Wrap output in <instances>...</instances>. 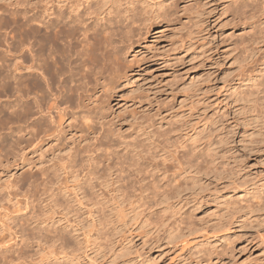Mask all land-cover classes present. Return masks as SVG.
Masks as SVG:
<instances>
[{
  "label": "bare ground",
  "instance_id": "1",
  "mask_svg": "<svg viewBox=\"0 0 264 264\" xmlns=\"http://www.w3.org/2000/svg\"><path fill=\"white\" fill-rule=\"evenodd\" d=\"M259 1L252 0V3L254 2L253 4L257 6ZM235 3H237V8H234L235 13L240 18L243 29L245 26L254 28L255 13L252 11L248 13L250 9L254 10V5L248 4V0H236ZM40 4V7L29 4L23 9L24 11H20L19 7L13 5L2 9L0 7L3 10L2 13L12 15L10 17L8 14H5L6 16L0 14V20L2 19L0 22L4 19V22L12 21L10 23L15 24L6 32L8 37L0 35V95L11 97L8 100L10 104H6L9 105L7 108L2 103L3 106L0 104V120H7L14 125L9 133L11 137L14 136L12 137L14 142H12L15 145V151H12L13 148L10 149L14 152L12 154L14 169L22 165L27 167L25 175L23 174L25 178L22 179L31 188L41 191L42 201L60 208L61 214L67 217L68 225L60 224L62 218L55 222L52 221L53 218H44L37 227L38 235L29 237L27 234L26 237L23 227L15 232L16 235L18 232L21 233V242L35 239L43 246L41 260L44 264H77L79 253L83 250L88 252L86 255H89V264H149L150 260L152 264L154 260L149 258V252L152 246L159 243L161 239L162 242L165 240L168 245L172 244L177 248L183 246L182 249H184V246L188 245L187 242L190 244L189 237L198 230L193 226L194 222L188 220L189 217L183 216L182 210L185 206L184 201L188 198V191L195 190L198 185L202 186L199 182L203 181L201 175L210 174L211 171L214 173L218 168L216 164L220 161L217 163V159L214 160L213 157L208 159L210 155L207 152L210 151L211 156L214 154L210 150L212 149L210 148L211 143L209 142L206 146H201L202 144L199 145V143L194 144L197 140L194 136L197 135L198 130L193 136L195 138L192 140L193 143H189L193 134L190 133V140L186 139V135L183 137L181 133L182 126H185H180V129L177 127L184 122H180L176 128L171 125L163 127L158 117H161V105L165 104L163 101L159 103L161 99L157 101L155 97H152L155 104L153 102L149 104L153 106L151 109L154 112L147 116V113L143 115V112L147 110H142L141 117H138L135 138L129 141L125 139L116 141L117 145L114 147L117 148L112 150L106 149L107 147L104 150L102 147L112 135L110 125H108L111 120L107 112L109 111L107 100L114 98L112 95L118 92L116 90L121 85L123 87V83L126 86L128 82L125 85V80L132 75L133 71H136L129 69L130 67L126 64L129 61L128 55L134 53L135 50L141 51L139 47L142 45V39L152 33L162 32L164 29L160 28V24L163 22L164 25L170 20L175 21L174 17L177 16L175 13L178 14V12L173 11L175 8L172 9L173 5H169L167 0H40ZM262 4L259 6H263ZM185 5L183 8L186 10L188 6L185 7ZM189 5L191 6L190 3ZM196 5L197 3L193 6L196 7ZM195 7L193 8L197 9V12L199 9L202 10L200 7L199 9ZM262 8L264 10V7ZM194 9L192 11H195ZM185 10L184 12L187 13L188 11ZM179 18L180 21L183 20ZM201 19L198 20L200 30L203 24V19ZM182 23L184 24L185 21ZM193 24L187 27L193 29ZM178 26L180 27L179 24ZM181 27L180 29L177 27L176 30H182ZM192 29L188 34H191ZM194 29L191 34H194L193 36H195ZM248 30L250 31L247 27ZM255 30L253 33L248 32L251 35L247 33L249 37H252L251 42L250 39L246 42L247 35L243 37V42L252 43L256 34L260 33H255ZM179 35L180 33L177 36ZM181 36L179 38L182 41ZM184 36L186 37V35L182 37ZM187 37L189 38V35ZM256 38L261 40L260 37ZM204 40H201V43ZM263 40H261L262 43ZM258 42L254 43L259 46ZM252 44L250 45L254 46ZM261 49L263 51L264 47ZM261 55L264 56V53ZM258 59L257 61L263 65V68L255 76L248 74L245 79L241 80L243 84L247 81L249 84L253 81V84H244L246 89L242 88V84L239 85L240 98L239 94L235 97L239 100L242 97L250 105L251 112H254L253 117L256 113L259 118L261 116L264 118V60ZM130 61L132 63V59ZM241 71L239 75L243 72ZM242 74L245 75L246 71L244 70ZM238 78L240 80V76ZM232 91L237 92V89ZM140 98L143 97L140 95ZM144 100L145 96L143 102ZM239 100H236L237 103ZM140 101L142 102L141 99ZM242 107H246V104ZM154 108L157 109L154 110ZM185 124L187 127L188 124ZM187 131L185 130V133ZM206 134L209 133L206 132ZM206 134L204 132L200 136L203 138L206 136L205 139H208ZM200 136L197 138H201ZM203 138L201 140H204ZM21 140L23 146L20 145ZM16 146L19 147L17 152ZM47 156H51L48 161ZM213 156L215 157V154ZM255 197L259 199V202L247 204L250 208L248 211L252 213L251 216H254L256 222H264V215H256V212L264 210V190L263 193H255ZM247 206L240 207L243 210ZM199 207L202 206H197V209ZM231 207L228 209H232ZM234 209L232 210L236 213L239 210ZM68 214L72 217H68ZM231 215L230 217L228 215V218L224 215L218 223L213 220L215 224L209 227L210 230L216 234L217 232H228L237 221V217ZM126 218L129 222L131 221L132 226L138 224L135 230H132V226L128 230L123 228V225H126L124 223H127ZM85 220L87 224L84 223ZM121 221L123 225L119 226L117 223ZM195 226L199 227L197 224ZM4 231L3 228L1 232ZM7 234L12 236L10 232ZM223 236L227 235L223 234ZM136 238L142 240L143 245L140 248L135 245ZM157 247L161 246H156L155 249ZM18 249L12 250L14 255L7 256L2 264H14L15 261L26 258V251H18ZM4 250L11 251L7 248ZM38 251L41 253L40 249ZM208 252H204L207 253L205 257L208 256ZM210 253L208 259L205 260L209 264L214 260L211 256L213 253ZM200 256L197 257L200 258ZM200 262L199 260L197 263Z\"/></svg>",
  "mask_w": 264,
  "mask_h": 264
},
{
  "label": "rangeland",
  "instance_id": "2",
  "mask_svg": "<svg viewBox=\"0 0 264 264\" xmlns=\"http://www.w3.org/2000/svg\"><path fill=\"white\" fill-rule=\"evenodd\" d=\"M235 1L236 0H167V3L169 5L174 6H172V9L175 8L173 11L178 12V14L175 13V15H177L175 17L177 18L174 17V19H179V21L170 20L169 22L164 23V25L162 22L160 24V28L164 29L162 32L152 33L149 36L143 38L144 40L142 39V45L139 47V50L141 51L135 50L134 53L136 54L132 53L131 55H128L129 61L126 62V64L130 68L128 66L126 67L132 70L135 69L136 71H133L132 75H129L130 77L128 76V79L125 80V85L127 84L126 82H128L126 86H124L123 83V87L121 85V87L116 90L118 92H115V94L112 95V97L114 98H107V109H109V111L107 110V112L110 115L109 120H111L108 125H110V134L112 135H110L109 137V142H104L102 146L104 150L109 148L111 150L113 148H117L116 146L114 147V145H117L116 141H121L124 139L129 141V139L133 140V137L135 138L137 132L138 117H141V113L146 110V112H143V115L147 113V116H149L154 112H152L153 109L151 108L153 106L151 107V103H154L153 98L155 97L157 101L161 99L159 100V103L163 101V104H165L161 105V117H158L159 122L161 120V124H163V127L171 125L173 127L175 126L176 128V126L180 122H184L183 124L177 126L179 127V129L180 126H185H182L183 129L181 128L182 136L184 137L186 135V139L189 138V140L192 138L190 140L191 142L189 141V143H193L192 140L195 139L194 137H196L197 143L196 141H194V144L196 145L199 143V145L202 144L201 146H206L210 142V148L212 149H209L212 153L215 154V157L213 156L214 154H212L211 156V153L209 151L210 154L207 152V154L210 155H207L208 159L210 157H213L212 159H217V163L220 160L219 163L216 164L218 165L217 170H220L217 171L216 168H214L218 173L216 171L214 172L215 174L213 173V171H211L210 174L202 172L203 174L201 175V180L203 181H199L201 183L199 184L202 186L198 185L195 190L188 191L187 201H184L185 206L182 210L183 216H186L187 218L189 217L188 220H191L192 223L194 222L193 226L195 228H198L197 231H194V235H191L189 237L190 244L187 242V247L184 246L185 248L182 249L183 246L179 248L173 247L172 244L168 245L165 240L162 242L161 239L159 243H157L155 246H152V249L149 252V258L154 260L152 261V264H209L208 261L205 260L208 259L210 251L211 253H213L211 256L214 258L211 264H264V222H256V220H254V216H251L252 213L248 211L249 206H247V204H257L259 202V199L255 197V193H263L264 190V125L262 124L264 123V118L262 116L261 118H259L256 113L253 117L254 112H251L250 105L247 104L246 101L242 99V97L241 99L243 101L241 99L240 101L237 98L238 95H236L240 93V90L238 88L239 85L242 84V88L246 89V85L244 84H253V81H251V84H249L248 81L244 82L243 84L241 80L245 79L246 75L248 74H250L249 76H255L256 74H258L261 68H263V65L259 63L257 59L259 58L260 61L264 60V56L261 55L264 53V50L262 51L261 49V47H264V23L262 24V22H264V10H262V7H264V5L262 4L264 3V0H262L263 2H261V0L258 2L259 4L257 6L261 8H259V10H257L258 7L253 4L254 2L252 3V0H248V4H252L251 6L254 5L253 8L257 11L256 12L253 9H250L248 13L251 11L255 13V15L253 16V21L254 23L257 22L258 24L256 23L254 25L253 23L254 28L245 26V29H243V25L241 26L239 20L240 18L237 17V14L235 13V9L237 8V3H235ZM12 2H15V4H13ZM187 3L188 5H185ZM189 3L191 4V6L189 5ZM196 3L198 6H193ZM29 4L34 7H40L41 5L40 0H0L1 9L13 5L17 6V8L19 7L18 9L20 11H24L23 9L28 7ZM261 4L263 6H259ZM176 5H179L180 8H177L179 6ZM184 5L185 7H191V9L189 10V8L187 7L188 9L186 8L185 10V8H183ZM192 6L195 8H202V10L198 8L201 12H197V9L195 10ZM192 8L197 12V14L195 11H192ZM1 9L0 14L5 15L6 12L2 13L3 10ZM184 10L188 11L187 13L189 15L185 13ZM224 10L227 11L224 12ZM203 11L205 14L203 13ZM199 13L201 14L198 15ZM7 14L8 16H10L9 13ZM5 16L3 17L6 18ZM188 16L189 19L191 17L192 19L189 20ZM203 16L204 18H202V20L201 17ZM10 17H12V15ZM10 17H7V19L9 18L8 20H11ZM179 17H181V20L183 19V22L185 21V25L182 23V21H180ZM193 17L196 19H194ZM198 17L203 21L201 30L198 25L200 24L198 22V20H200ZM231 18L234 19L232 20ZM185 19H188L189 22H186L188 20ZM194 20L197 21L195 22ZM190 21L192 22L190 23ZM193 21L196 27L193 24ZM10 22H4V19L3 22H0V35L2 36L3 34L2 37H8L6 32H8L11 26L15 25L14 23H12V25ZM178 24L180 25V27L182 26V30L180 31L176 30L177 27L180 29ZM190 24L191 26L193 24V29L195 28L193 31V33H195V36H193L194 34L191 35L193 29L187 27L188 25L190 26ZM170 25L172 26L171 29ZM165 26L168 27L166 28ZM247 27L252 33L255 28H257V30H255V33L260 32L261 34H263H256V37L261 38V36H263L261 38V40H263V43L256 37L252 41L256 48L250 45L252 43H246L249 42L250 38H252L247 35V33L250 32L249 30L247 31ZM185 28L187 29L185 30ZM188 28L192 29L191 34H188L190 30H188ZM245 30L247 32H245ZM201 31L203 33H201ZM178 33H180L179 36H177ZM181 34L182 36L186 35V37H182ZM248 34L251 35L250 33ZM187 35H189V38L187 37ZM180 36L182 38V41L179 38ZM193 37H195L196 40ZM243 37H247L248 40H246V42H243ZM201 40L204 41H202L201 43ZM251 40L252 39H250V42ZM254 42L260 43L259 46ZM180 43L185 45V47H183V45H179ZM257 48L259 49L257 50ZM260 51H262L263 53ZM245 57L247 59H245ZM136 58L138 59V62L135 60ZM131 59L132 63H130ZM241 70L243 72L245 70L246 74L243 75V72ZM249 70H252L253 74L252 71ZM255 70L257 71V73ZM240 71L242 73H240L239 75ZM239 76L240 80L238 78ZM236 89L237 92L232 91ZM144 93H147L149 96L147 94L145 95ZM172 94H174L175 97H172L174 96ZM140 95L143 98H140ZM143 95L145 96L144 102L146 104L143 102ZM3 96L10 97L9 95ZM3 96L0 95V104L2 103L7 108L9 105L6 104H10V101L8 100H10L11 97H7L6 99ZM146 96H148L147 99ZM139 99H141L142 102H139ZM236 100H239V102L237 103ZM149 102L151 103L149 104ZM2 104L1 106H3ZM244 104H246V107H242ZM247 105L249 107V110ZM144 107L146 109H143ZM244 108H246L245 111ZM156 109L154 108V110ZM148 110H150V112ZM247 111H249V114H247ZM2 120L4 119L0 120L2 122L0 123V126H2L0 127V251L2 252H0V264L3 263L7 256L14 255V251L12 250L18 248V251L25 250L26 255L29 256H25L26 258L15 261L14 264H44L41 260L43 257V246L37 243L35 239H31V241L25 240L21 242V233L18 232L16 235L15 232L21 230V228L23 227L22 229L24 230L26 237L28 235L29 237L35 234L38 235L39 229L37 227L42 223L44 218H53V222H55L59 218H62L60 224L62 226H65L68 225L67 217L61 214L60 208L55 207L49 202L42 201V198L40 196L41 191H39V189L37 188H31L28 183L23 180L25 178L23 174L27 168L26 166L22 165L20 168L14 169L15 166L12 160V154L14 153L12 151H15V145L13 144L14 141L12 138L14 136L11 137V135L9 134L12 131V127L14 125L10 122H7V120ZM185 123L188 124L187 127ZM19 124L23 125L22 123ZM185 130H188V134L187 132L185 133ZM195 132L197 133V135ZM204 132L205 134L206 132L209 133L208 135H206L209 137V140L212 139V142L207 138L205 139V135H203L205 136L204 138L200 136V134H204ZM190 133L193 135H191ZM194 134L196 136H194ZM198 136H200L204 140H201V138H197ZM3 137H5V139ZM11 144L13 145L11 146ZM22 144L23 142L21 140L20 145ZM213 144L214 147H212ZM18 148L19 147L16 146V152ZM35 156L36 155H34V157ZM50 157L51 156H47V161ZM220 165H222V167ZM13 173L15 175L12 176ZM199 203L200 205H197ZM239 205L242 206V208L247 206V208L242 210ZM197 206L202 207H199L197 209ZM231 206H233V208ZM229 207H231L233 210H235L234 208H238V214L232 209H228ZM233 212L235 213L233 214ZM258 212H256V215H264V210H260ZM230 214H232L231 216L237 217V221L235 223L236 225L232 226L228 232H217L216 234V232L210 230L209 227L211 225L215 224V222L218 223L220 218L222 219L224 215H226L224 216L225 218H228V215L230 217ZM247 214L249 215L247 216ZM241 215H244V220ZM67 216L72 217L71 214H68ZM245 218L249 219L245 220ZM251 219L253 221H251ZM213 220L215 222H213ZM126 221L127 223H124L126 225H123V221H121V223L118 222L117 224H119V226L122 224L123 228L125 230H128L132 225L130 223L131 221L129 222L127 218L125 222ZM84 223L87 224V220H85ZM196 224L199 225V227H196ZM137 225L132 226V230H135ZM183 225L184 224L182 223L181 226L183 227ZM7 226L9 227V230ZM3 228L5 229V231L1 232ZM9 232L12 233V236L7 234ZM80 233H82L81 230ZM223 234H226L227 236L224 237ZM219 237L222 239H220ZM191 240H194V242H191ZM135 241V245L137 248H140L143 245L142 240L136 238ZM180 245L181 244H179V246ZM194 245H196L198 250ZM156 246L161 247H157L155 249ZM5 248L11 250L12 252H6L4 250ZM199 248L201 250H204L201 251ZM39 249L41 250V253L40 251H38ZM206 251H209L208 256H206L207 258L205 257V254L207 255V253H204ZM199 252H202L203 254ZM86 254H88V252L85 250L79 253L77 264H89V255ZM197 256H200V258H198ZM196 257L198 260L196 259ZM199 260L201 262L197 263L199 262ZM149 264H151V260Z\"/></svg>",
  "mask_w": 264,
  "mask_h": 264
}]
</instances>
